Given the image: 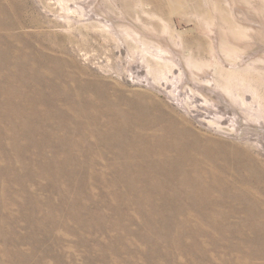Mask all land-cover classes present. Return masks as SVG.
<instances>
[{
    "label": "rangeland",
    "instance_id": "rangeland-1",
    "mask_svg": "<svg viewBox=\"0 0 264 264\" xmlns=\"http://www.w3.org/2000/svg\"><path fill=\"white\" fill-rule=\"evenodd\" d=\"M0 264H264V0H0Z\"/></svg>",
    "mask_w": 264,
    "mask_h": 264
}]
</instances>
